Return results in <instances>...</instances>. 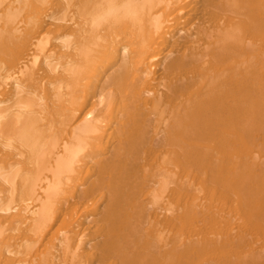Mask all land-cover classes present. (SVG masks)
I'll return each instance as SVG.
<instances>
[{
  "label": "bare ground",
  "instance_id": "bare-ground-1",
  "mask_svg": "<svg viewBox=\"0 0 264 264\" xmlns=\"http://www.w3.org/2000/svg\"><path fill=\"white\" fill-rule=\"evenodd\" d=\"M0 264H264V0H0Z\"/></svg>",
  "mask_w": 264,
  "mask_h": 264
}]
</instances>
